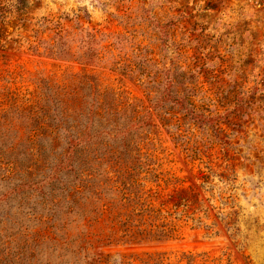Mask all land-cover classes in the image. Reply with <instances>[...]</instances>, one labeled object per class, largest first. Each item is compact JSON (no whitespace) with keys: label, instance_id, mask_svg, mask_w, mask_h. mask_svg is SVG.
<instances>
[{"label":"rangeland","instance_id":"rangeland-1","mask_svg":"<svg viewBox=\"0 0 264 264\" xmlns=\"http://www.w3.org/2000/svg\"><path fill=\"white\" fill-rule=\"evenodd\" d=\"M23 1L25 17L11 7L0 40V264H264V0ZM52 22L109 43L127 36L121 54L141 77L111 69L107 51L98 66L33 52ZM166 68L175 94L223 116L217 126L167 104L120 156L76 161L74 172L56 169L18 123L22 111L9 109L30 104L36 80L89 73L143 115L160 87L142 81ZM129 192L151 208L139 217L143 232L122 224L136 218L132 205L115 204Z\"/></svg>","mask_w":264,"mask_h":264},{"label":"trees","instance_id":"trees-1","mask_svg":"<svg viewBox=\"0 0 264 264\" xmlns=\"http://www.w3.org/2000/svg\"><path fill=\"white\" fill-rule=\"evenodd\" d=\"M25 6L23 0H18L16 5H13V0H0V40L4 25L12 12L11 7L19 17H25L23 10ZM18 19L22 22L27 21V18ZM53 25L57 27L53 36L46 40L40 39L36 45L31 46L33 52L47 58L98 66L104 63L102 52L107 51L111 57L108 65L111 69H119L133 78L141 77L139 76L141 74L135 76L140 67L138 68L133 58L121 54L126 49V45H122L119 38L129 40L127 36L118 34L113 42L109 43L105 41L106 34L98 31L80 27L78 32L71 33L61 29L59 24L53 23ZM158 27L160 29L164 26L159 24ZM136 57H140L138 61L144 64H151L147 57L143 58L139 54H136ZM142 83L148 85L147 87L152 85L160 87L156 100L143 115L140 114L136 103L129 99H120L111 90L102 91L94 76L89 73H71L63 82L49 77L36 80L38 92L32 95L30 104L21 108L15 101L10 103L9 109L22 111L16 119L18 123H27L28 139L37 145L42 155L58 160L56 169L68 172L75 171L76 161L101 159L103 158L101 155L108 154L120 156L116 148L120 145L124 148L133 145L135 132L153 129L155 124L152 112L163 109L167 104H173L189 121L199 127L206 125L216 127L219 120L223 119L220 115L209 116L198 111L187 97L175 94L172 91L174 80L167 81V68L160 80H155L152 84L146 78ZM19 126L13 124L12 127L20 134ZM129 169L130 166L127 171ZM44 178L49 177L45 175ZM126 187L131 188L132 185L124 184L123 188ZM117 203H121L122 207L132 205L131 213L136 217L125 218L122 224L127 228L134 227L143 232L142 227L146 221L139 220V217L151 208L142 203L134 192L124 193L115 198V204ZM127 264L133 263L127 262ZM146 264H163V262L157 260Z\"/></svg>","mask_w":264,"mask_h":264}]
</instances>
